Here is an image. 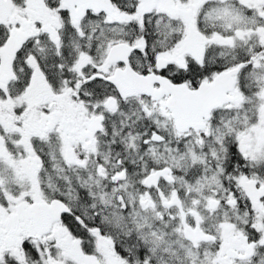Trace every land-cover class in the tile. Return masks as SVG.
<instances>
[{"label": "snow or ice", "instance_id": "snow-or-ice-1", "mask_svg": "<svg viewBox=\"0 0 264 264\" xmlns=\"http://www.w3.org/2000/svg\"><path fill=\"white\" fill-rule=\"evenodd\" d=\"M0 264H264V0H0Z\"/></svg>", "mask_w": 264, "mask_h": 264}]
</instances>
